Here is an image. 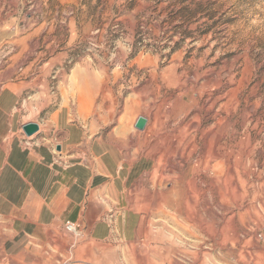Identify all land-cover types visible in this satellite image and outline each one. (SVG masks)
Wrapping results in <instances>:
<instances>
[{
	"label": "rangeland",
	"instance_id": "374dc122",
	"mask_svg": "<svg viewBox=\"0 0 264 264\" xmlns=\"http://www.w3.org/2000/svg\"><path fill=\"white\" fill-rule=\"evenodd\" d=\"M80 3L75 28L49 24L44 44L58 46L61 65L26 92L56 97L94 135L136 144L151 190L172 195V208L154 211L160 242L183 241L196 264H264V0ZM36 10V0H0V79L15 46L30 45L19 33Z\"/></svg>",
	"mask_w": 264,
	"mask_h": 264
},
{
	"label": "crops",
	"instance_id": "0c3cea01",
	"mask_svg": "<svg viewBox=\"0 0 264 264\" xmlns=\"http://www.w3.org/2000/svg\"><path fill=\"white\" fill-rule=\"evenodd\" d=\"M36 4L39 16L19 33L30 45L15 46L0 79V264H196L183 241L175 249L172 240L160 242L154 234L155 208L169 206L165 195H172L151 190L153 176L135 154L136 144H124L113 130L94 135L93 125L74 121L56 97L26 92L33 82L45 83L46 68L61 65L58 46L44 42L54 22L75 28L81 3ZM6 18L4 27L14 35L19 20L14 13ZM17 64L20 74L12 72ZM33 110L35 120L25 121ZM30 122L39 129L26 137L21 128ZM57 147L67 167L54 164ZM163 217L167 231L178 229L174 216ZM66 222L79 226L80 238L65 231ZM179 227L187 234L186 224Z\"/></svg>",
	"mask_w": 264,
	"mask_h": 264
},
{
	"label": "built area",
	"instance_id": "2783aa9c",
	"mask_svg": "<svg viewBox=\"0 0 264 264\" xmlns=\"http://www.w3.org/2000/svg\"><path fill=\"white\" fill-rule=\"evenodd\" d=\"M26 147L31 146L32 144L25 142L24 144ZM54 153V164L61 165L62 167H67L69 164L67 162H64L61 158V155L59 152H57L55 149H53ZM64 229L67 233L71 234L75 238L81 237V232L79 230V226L77 224H73L71 222H66L64 224Z\"/></svg>",
	"mask_w": 264,
	"mask_h": 264
},
{
	"label": "water",
	"instance_id": "95a60500",
	"mask_svg": "<svg viewBox=\"0 0 264 264\" xmlns=\"http://www.w3.org/2000/svg\"><path fill=\"white\" fill-rule=\"evenodd\" d=\"M146 124H147V119L146 118L138 117L137 120L134 123V128L136 130L142 131V130L145 129ZM21 129H22V131H23V133H24V135L26 137H30V136H32L33 134H35L38 131L39 127H38V125L36 123L30 122V123L24 124ZM59 149L60 148L57 147L56 151H58Z\"/></svg>",
	"mask_w": 264,
	"mask_h": 264
},
{
	"label": "bare ground",
	"instance_id": "6f19581e",
	"mask_svg": "<svg viewBox=\"0 0 264 264\" xmlns=\"http://www.w3.org/2000/svg\"><path fill=\"white\" fill-rule=\"evenodd\" d=\"M90 73V72H89ZM90 84H89V81L88 80H86V81H84V83H83V85H81V88H80V90H82V89H85V90H90ZM196 166V165H195ZM197 183V182H196Z\"/></svg>",
	"mask_w": 264,
	"mask_h": 264
}]
</instances>
